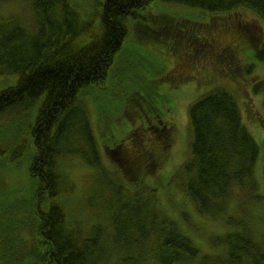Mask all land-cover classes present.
Here are the masks:
<instances>
[{
    "label": "trees",
    "instance_id": "trees-1",
    "mask_svg": "<svg viewBox=\"0 0 264 264\" xmlns=\"http://www.w3.org/2000/svg\"><path fill=\"white\" fill-rule=\"evenodd\" d=\"M152 1L102 0L84 16L70 0H23L29 8L28 17L0 14V75L16 76L15 84L0 89V117L19 115L37 106L28 136L17 146L20 157L32 142L29 176L33 194L13 220L0 226V256L7 257L1 264H18L28 258V264H264V244L246 223L220 239L224 244L221 251L201 254L159 207L152 196L154 189L130 190L111 175L97 176L104 191L109 188L112 194L102 193L89 204L101 205L104 197L98 212L104 220L84 229L80 221L69 218L63 207V198L74 189L62 167L63 161L77 157L102 169L83 96L96 89L108 90V71L127 32L125 20L138 16L139 10ZM162 1L209 11L240 9L264 22V0ZM156 19L166 27L156 34L172 38L177 34L182 39L178 34L182 33L180 26L172 25L168 18ZM242 24L243 31L236 30L251 35L256 58L264 61V32L254 38L256 23L245 19ZM207 34L210 36V32ZM209 36H198L204 55L211 54ZM217 57L233 70L232 74L241 70L228 66L230 60L222 53ZM176 72L180 80L189 77L184 72L180 74L179 67ZM254 90H264V78L255 84ZM139 112L156 123L155 129H161L157 137L161 136L163 148L171 146L170 125L164 123L149 94H132L125 114L132 119ZM188 115L192 139L190 158L184 167L189 176L182 189L198 212L210 217L225 212L235 188L249 198H258L254 165L259 145L243 124L234 96L225 88H214L189 106ZM116 145L119 149L120 144ZM114 148L106 147L113 159L118 156ZM127 154L132 167L126 169L129 175L125 176L138 184L144 178L141 169L152 172L161 157L152 149L143 154Z\"/></svg>",
    "mask_w": 264,
    "mask_h": 264
},
{
    "label": "rangeland",
    "instance_id": "rangeland-1",
    "mask_svg": "<svg viewBox=\"0 0 264 264\" xmlns=\"http://www.w3.org/2000/svg\"><path fill=\"white\" fill-rule=\"evenodd\" d=\"M70 1L85 16L102 0ZM0 14L28 17L29 8L23 0H5L0 3ZM167 16L189 20L193 26L191 36L183 31L178 33L182 39L175 36L174 31L172 33L176 39L164 33L156 34L166 29L156 18ZM238 19L256 23L254 38L264 32V22L249 11H209L162 0H153L139 10L138 16L126 18L127 32L108 71L105 83L108 90L96 89V92L83 96L98 144L102 169L87 165L77 157L62 162L64 171L74 185L71 195L62 200L69 218L80 221L83 228L88 230L94 222L104 220L102 215H98L104 197L101 205L93 207L89 204L97 201L102 193L112 194L109 188L104 191L97 176L111 175L130 190L144 187L149 192V189H154L151 193L159 207L186 233L201 254L221 251L224 244L220 239L227 232L238 230L242 222L264 244V90H254L255 84L264 78V61L256 58L249 38L251 35L236 30L243 26ZM209 32L210 36L207 34ZM199 35L203 39L209 36L211 54L200 52L198 61H191L186 66V54L194 52L196 42H199L196 36ZM182 40L184 43L179 44ZM227 48L232 50L231 58L234 61L230 59L232 64L228 63V66L242 67L236 74H232L233 70L226 68L225 63L217 57L219 53L227 56ZM177 64L180 74L188 71L189 79L180 80L175 75ZM15 81L13 74L0 75V89L15 84ZM218 87L227 89L234 96L243 124L259 145L254 165L259 197L249 198L235 188L228 209L216 217H210L198 212L182 187L189 176L184 169L190 158L192 139L189 106ZM136 92L149 94L151 103L161 111L164 123L170 125L171 146L163 148L159 140L161 136L157 137L162 133L161 129H155L157 125L151 118L145 119L141 112L132 119L126 116V110L131 106V96ZM36 107L19 115L0 117V226L13 220L17 210L25 208L32 198L33 181L29 176V164L34 148L30 142L17 157V146L28 136ZM134 128L136 132L131 133ZM117 143L120 144L119 149ZM111 146L118 150L115 159L107 153L106 147ZM151 149L160 154L159 163L152 172L141 169L140 174L144 175L141 184L131 182L125 176L129 175L126 169L132 167L127 152L143 154ZM1 256L3 260L0 264L7 261V257ZM28 260L18 264H28Z\"/></svg>",
    "mask_w": 264,
    "mask_h": 264
},
{
    "label": "flooded vegetation",
    "instance_id": "flooded-vegetation-1",
    "mask_svg": "<svg viewBox=\"0 0 264 264\" xmlns=\"http://www.w3.org/2000/svg\"><path fill=\"white\" fill-rule=\"evenodd\" d=\"M169 20L172 21L171 19H169ZM185 21H186L185 19H173L172 25L180 26L181 29L184 30V31L190 30L192 28V26L184 27V25L186 23ZM176 29L180 31L179 28H176ZM227 49H228V50H226L227 59H229V60L231 59V61H232V58H231L232 50H230L229 48H227ZM232 62H234V61H232ZM228 63L232 64L230 61Z\"/></svg>",
    "mask_w": 264,
    "mask_h": 264
}]
</instances>
